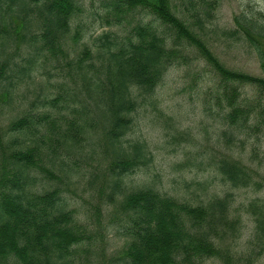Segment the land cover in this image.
<instances>
[{"label": "trees", "instance_id": "1", "mask_svg": "<svg viewBox=\"0 0 264 264\" xmlns=\"http://www.w3.org/2000/svg\"><path fill=\"white\" fill-rule=\"evenodd\" d=\"M193 2L199 4L198 30L178 14L174 0H105L104 15L113 14L117 21L131 8L149 9L168 30V41L166 30L160 32L139 18L132 35L117 45L104 35L98 66L84 62L91 52L87 45L75 59L68 56V33L73 13L79 9L75 0H9L5 7L0 5V115L11 100L14 74L15 83L30 77L38 59L47 53L74 61L83 79L81 89L91 98L90 102L73 98L78 97L73 89V101L62 119L46 106L59 95L44 96L36 110L24 109L6 121L0 116V264H71L78 246L86 252L84 257L92 255L97 260L102 247L91 250L90 244L95 234L102 236V196L125 233L121 253L112 264H204L209 257L222 264L244 263L230 248V241L240 232V217L230 210V191L193 203L162 193L149 183L121 189L125 173L151 160L145 140L124 138L133 122L137 97L152 93L167 66L188 57L182 42L192 45L214 70L215 98L227 107L224 115L229 124L237 128L252 117L264 122V103L258 96L241 98L236 84L250 83L258 93L264 92V13L234 15L235 24L258 56L263 74L257 75L226 66L199 34L212 18L217 1ZM78 36L76 30L72 38ZM82 141L89 142L90 152L98 148L101 155L94 227L76 219L64 196L73 177L72 160L64 156ZM215 167L232 186L257 183L252 177L254 168L228 154L217 158ZM246 207L254 221L252 241L262 250L264 198L251 200ZM251 259L247 255L246 263Z\"/></svg>", "mask_w": 264, "mask_h": 264}, {"label": "rangeland", "instance_id": "2", "mask_svg": "<svg viewBox=\"0 0 264 264\" xmlns=\"http://www.w3.org/2000/svg\"><path fill=\"white\" fill-rule=\"evenodd\" d=\"M8 1L0 0V5L5 7ZM104 1L75 0L79 9L73 13L68 33L66 48L69 57L75 59L83 46L87 45L91 52L84 62L93 61L98 66L103 57L100 52L106 42L104 35L117 45L126 40V36L132 35L133 25L139 18L151 23L160 32L166 30L145 7L127 10L118 21L113 14L105 16ZM193 1L174 0L178 14L198 30L195 19L196 13H199V4ZM216 1L212 18L204 30L198 31L199 34L226 66L262 75L256 51L244 39L235 24L234 15L250 16L257 11L264 13V0ZM76 30L79 36L74 40L72 36ZM167 34L168 30L165 31L168 41ZM182 43L188 57L173 61L167 66L154 91L150 94L140 93L137 97L138 105L132 112L133 122L124 138L145 140L151 152V160L125 173L121 189L149 183L162 193L193 203L230 191L233 197L231 213L240 217V232L230 241V248L240 255V260L242 257L243 264H264V248L259 250L252 241L254 221L249 207H246L251 200L264 198V122H256L252 117L245 124H238L237 128L229 124L224 115L227 107L223 101L219 102L215 98L218 83L214 70L192 45ZM19 51L24 55L23 48ZM83 67L93 73L86 64ZM93 69L96 70L95 67ZM78 70L74 61L62 55L47 53L41 56L30 77L25 76L15 83L18 77L14 74L11 100L2 107L1 119L6 121L24 109L36 110L40 104L37 105L38 100L43 101L44 96L49 99L56 95H59V99L46 106L57 114L58 119H62L69 109L67 104L73 101L70 100L73 89L78 92V97L73 98L80 97L90 102L91 98L81 89L83 79ZM236 84L241 91V98L258 96L260 102L264 103V92L258 93L253 84ZM94 139L97 140L96 137ZM87 143L82 141L73 150H66L67 156L64 158L72 160L70 165L73 177L64 196L67 205L74 209L76 219L94 227L97 222L93 214V203L99 200L96 188L102 180L101 155L98 148L90 152ZM225 154L254 168L252 177L257 183L232 186L225 180L215 167L216 159ZM92 172L96 173L90 174ZM103 197L100 201L102 214L99 223L102 236L95 234L90 244L91 250L93 246L102 247V253L97 254V260L92 255L87 258L84 257L86 252L78 246L71 254L75 258L71 264H77L78 261L86 264H112L115 262L114 257L121 253L125 233L122 224L112 213V206H106V197ZM247 255L252 257L248 263ZM203 263L222 264L216 257L206 258Z\"/></svg>", "mask_w": 264, "mask_h": 264}]
</instances>
